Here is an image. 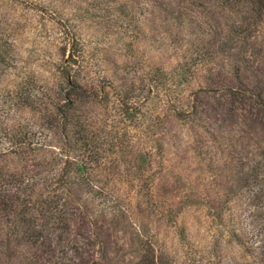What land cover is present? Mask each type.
<instances>
[{"label": "rangeland", "instance_id": "1", "mask_svg": "<svg viewBox=\"0 0 264 264\" xmlns=\"http://www.w3.org/2000/svg\"><path fill=\"white\" fill-rule=\"evenodd\" d=\"M0 264H264V8L0 0Z\"/></svg>", "mask_w": 264, "mask_h": 264}, {"label": "trees", "instance_id": "2", "mask_svg": "<svg viewBox=\"0 0 264 264\" xmlns=\"http://www.w3.org/2000/svg\"><path fill=\"white\" fill-rule=\"evenodd\" d=\"M253 7L256 9V11L260 12L264 8V0H250ZM73 62H76V60H72ZM72 64H68V66H71Z\"/></svg>", "mask_w": 264, "mask_h": 264}]
</instances>
